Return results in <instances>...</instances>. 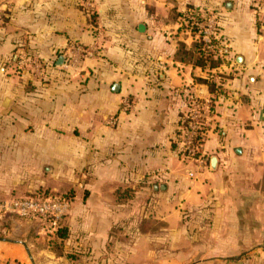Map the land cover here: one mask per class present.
Instances as JSON below:
<instances>
[{
    "label": "crops",
    "instance_id": "crops-1",
    "mask_svg": "<svg viewBox=\"0 0 264 264\" xmlns=\"http://www.w3.org/2000/svg\"><path fill=\"white\" fill-rule=\"evenodd\" d=\"M253 4L254 0H0V10L7 15L0 24V76L6 74L5 80L15 83L13 55L25 50L45 62L42 74H58L52 89L44 85L23 97L16 86H0V197L19 190V179L21 186L32 189L22 177L27 174L34 180L40 169L76 183L84 174V196L76 189L68 218V243L76 250L84 246L91 255L106 253L116 229L119 244L111 247L115 264H175L168 256L173 246L160 245L157 232L144 224L161 222L165 238L172 239L184 232L194 237L189 224L199 220L204 223L196 230L198 251L206 255L203 264L237 253L238 196L231 179L227 181L231 170L226 163L238 165L248 158L246 148L260 146L264 103H245L239 97L264 88V83L249 87L247 73H239L221 84L223 92L213 95L197 81L209 73L177 60L178 43L190 49L196 36L181 17L174 20L171 14L213 13L226 57L248 66L264 52V24L262 40L256 42ZM70 43L94 54L67 75L56 62ZM114 83L120 86L118 93L112 91ZM191 95L213 97L214 103L198 160L180 156L179 136ZM113 117L117 123L109 126ZM247 123L251 128H245ZM212 157L217 158L213 171ZM260 168L264 174V165ZM126 191L131 199L119 201L118 194ZM127 221L133 230L126 229ZM3 233L0 264H64V258L37 248L32 237ZM129 234L131 242L119 241ZM247 241L242 244L253 252V242Z\"/></svg>",
    "mask_w": 264,
    "mask_h": 264
},
{
    "label": "rangeland",
    "instance_id": "rangeland-1",
    "mask_svg": "<svg viewBox=\"0 0 264 264\" xmlns=\"http://www.w3.org/2000/svg\"><path fill=\"white\" fill-rule=\"evenodd\" d=\"M254 7L252 8L253 13L256 18V42L262 40L259 39V36L263 33L260 31L261 26L263 23L262 15H264V7H262L259 11L256 9V0H254ZM175 14V13H174ZM188 13H186L183 17H181L187 26V30L196 36V39L194 43H202L203 44V51H204V57L208 58V60H212L217 64V67L210 68L209 66H206L203 70L204 73H209L208 78L206 79L214 86V92L213 95H217L221 93L219 89H222L221 84H225L227 82V79H234L239 73H247L245 78V83L251 87L252 84L264 83V52L262 57L258 59L255 62H248V66L245 65L243 61H236L235 58H228L226 57L227 48L225 44H223L221 39L217 36L218 34V28H217V18H214V26L215 31L214 34L211 32L209 34H204V29H200L197 26L191 25L187 23L188 21ZM213 13L207 12L206 14L202 12L203 17L198 18L199 24L206 26L208 23L209 18L212 16ZM7 19V15L5 11L0 10V24L4 23ZM190 22H194V20H191ZM207 36L210 39V43L204 42L203 37ZM193 43V44H194ZM71 44V43H70ZM65 49V53L62 54V56L67 57V50L70 46ZM72 44H78V43H72ZM80 45V44H79ZM210 46V47H208ZM83 48H87L81 45ZM179 43H178V51L176 54V58L180 59L183 57L182 50H179ZM94 51V50H93ZM193 51H197L194 50ZM94 54V53H93ZM195 55H198L197 52ZM16 67L14 68V82L10 83L7 82L5 79H7V75L4 74L2 77V81L0 82V86L6 87L8 86H16L19 88V95L22 97L26 95V93H33L37 91L38 89L46 88L44 85H48L50 89L53 88L54 84H57L58 81H56V78L58 74L55 75V73H43L42 74V67L45 68L44 63L41 62V60L30 50H25L23 52H16L13 55ZM86 58V57H85ZM84 60L82 58L80 62L77 64V66L74 69H67L65 70L69 73H65L67 75H70L72 71H75L78 69L80 63ZM36 64V65H35ZM20 66V68L18 67ZM35 66V67H34ZM34 68H36L34 70ZM245 68V69H243ZM10 77V76H9ZM66 78V77H64ZM69 79V78H67ZM252 79V80H251ZM60 80V79H59ZM9 81V80H8ZM47 86V87H48ZM51 91V90H49ZM223 92V89H222ZM193 96V95H191ZM243 102L245 103H255L258 106H260L262 103H264V88L262 89H252L248 90L247 93L242 94L239 97ZM202 99V98H201ZM212 98H210V111L213 113L214 109V103L212 102ZM109 125V123H108ZM245 128L249 129L251 126L247 123ZM111 126V125H109ZM208 126V125H207ZM260 131L262 134V141L260 143V146L257 148H246L247 152V159H244L239 163L238 165L232 166L231 164H228V168L231 170L230 176H226L227 181L231 179V186L234 188V195H237L238 198L234 199L237 202V206H234V208L237 209L238 213L240 214V219L237 223H235L234 228L238 229V242H239V248L237 250V253H226L221 255V257H218V261L216 264H264V174H262L261 166L264 165V117L262 119V126L260 127ZM183 155V147L181 150V157ZM183 158H186L183 155ZM198 159V157H193V159L187 160H194ZM209 158H205L204 160H208ZM15 162V159H14ZM207 162V161H206ZM13 163V162H12ZM226 164L223 166L225 167ZM18 166V165H17ZM82 180H79L77 183L74 182L71 177H65L61 176L60 178H56L52 172L40 169V173H38V178L34 179L32 176H28L27 174H24V177H22L27 183L32 184V189L29 188L27 185L21 186L20 180H18L17 187L19 190H14L13 194L9 196H1L0 198L3 199H15V198H21L25 197L29 194H36L38 196H44L45 192H52L56 193L58 195L57 197L47 196L49 198H61L69 203V209L66 213V215L63 217V219L60 221L61 225H66L70 233L69 229V214L71 211V205H72V199L74 198L75 191L78 189L79 196H84V174L81 176ZM74 179V178H73ZM80 182V183H79ZM83 182V183H82ZM79 183V186H78ZM22 187V188H21ZM26 188V190H24ZM243 193V194H241ZM126 194V195H124ZM119 201H123L127 203V201L130 198L129 192L119 193L118 194ZM127 208V206H126ZM196 213V212H195ZM200 213L197 211V214ZM244 213L246 215H244ZM59 223V224H60ZM204 223L199 222V220H195L194 222H191L189 225L195 229L194 237H191L192 235H189L190 237H187V232H184L183 237H178L175 235L172 239L165 238L162 228V224L159 221H151L144 224V227L148 229H152L154 232H157L158 243L162 246L169 247L170 250L173 252L172 254H169V258H173V263H183V264H203V257H205V254H202L198 251V243L199 238L197 237V231L199 229V226ZM126 225V229L133 230V224L131 222H125L124 226ZM59 226V225H58ZM58 226L55 230H52L48 228V222L47 221H41L39 219H21L15 215H5L0 217V234H2L4 231L9 230V232L13 233V237L15 238H23L28 236V238L32 237L34 244L37 246V248H46L49 251H51L56 257H62L64 261V264H115L116 256L115 254H112L111 247L113 245H117L118 238L117 234L118 231L116 229L113 230L111 233V240L109 241L107 245L106 253L104 254L98 253L95 255H91L87 253V250L84 246L76 250L71 243H68L70 241V236L65 242H60L57 240L55 234L58 230ZM11 230V231H10ZM200 231V230H199ZM38 233V235H36ZM244 233V234H243ZM132 235L129 234L127 238H121L119 241H122L123 243L128 244L133 240ZM167 240V241H166ZM251 245V242H253V245L255 246L253 249V252L247 251L248 249L244 241ZM259 247H256L258 246ZM142 258H144V255H141ZM144 260V259H142ZM148 259H145L147 261ZM208 261V260H207ZM215 262L213 259L209 260L207 264H212ZM205 264V263H204Z\"/></svg>",
    "mask_w": 264,
    "mask_h": 264
},
{
    "label": "built area",
    "instance_id": "built-area-1",
    "mask_svg": "<svg viewBox=\"0 0 264 264\" xmlns=\"http://www.w3.org/2000/svg\"><path fill=\"white\" fill-rule=\"evenodd\" d=\"M264 7V0H256L258 11ZM187 23L204 29V34H214V18L210 17L206 26L199 24V17L202 12L190 11ZM198 17V18H196ZM194 20V22H190ZM204 42L210 43L207 36L203 37ZM210 47V46H208ZM67 57L62 66L67 69H74L82 58L92 56L93 50L83 48L79 44H71L67 50ZM65 57V56H64ZM210 99H201L197 96L188 97L186 111L183 115L182 128L180 133V144L183 147V155L188 159L198 157L201 154L203 142L207 134V125L211 119ZM109 125L117 123L116 117L109 120ZM194 159V160H198ZM69 203L61 198H34L21 197L15 199L0 198V217L15 215L21 219H39L48 222V228L55 230L60 221L66 215Z\"/></svg>",
    "mask_w": 264,
    "mask_h": 264
},
{
    "label": "trees",
    "instance_id": "trees-1",
    "mask_svg": "<svg viewBox=\"0 0 264 264\" xmlns=\"http://www.w3.org/2000/svg\"><path fill=\"white\" fill-rule=\"evenodd\" d=\"M184 15L180 14V13H173L171 14V18L172 19H177L178 17H183ZM179 50H182L183 53V57H181L180 59H177L179 62L185 63V64H190L192 66L195 67H199L204 69L206 66H209L210 68H214L217 67V64L212 61V60H208V58L204 57V51H203V44L202 43H194L192 45V47L190 49H187L186 46L183 43H179ZM197 50V51H193ZM197 52L198 55H195ZM198 82H200L201 84H204L207 86L209 92L213 93L214 92V86L207 81L206 79H199L197 80ZM219 91L222 92V89H219ZM46 194L44 196H38L35 193L34 194H29L26 195V197H34V198H45L47 196H52V197H57L58 195H56V193H52V192H45ZM4 233L0 234V239L4 238ZM57 240H59L60 242H65L70 234H69V230L68 227L66 225H61V223L58 226V230L55 234Z\"/></svg>",
    "mask_w": 264,
    "mask_h": 264
},
{
    "label": "water",
    "instance_id": "water-1",
    "mask_svg": "<svg viewBox=\"0 0 264 264\" xmlns=\"http://www.w3.org/2000/svg\"><path fill=\"white\" fill-rule=\"evenodd\" d=\"M64 60H65V57L61 55V56L58 58V60H57V62H56V65H57V66H62L63 63H64ZM238 61H240V59H238ZM119 89H120L119 84L114 83V84H113V87H112V91H113L114 93H118V92H119ZM216 167H217V158H216V157H212V158L210 159V169L213 171V170L216 169ZM47 171H48V170H47ZM154 189H157V187H155Z\"/></svg>",
    "mask_w": 264,
    "mask_h": 264
}]
</instances>
